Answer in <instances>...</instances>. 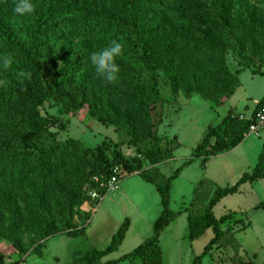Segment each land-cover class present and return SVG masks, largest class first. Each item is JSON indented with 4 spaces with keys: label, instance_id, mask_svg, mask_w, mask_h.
<instances>
[{
    "label": "trees",
    "instance_id": "trees-1",
    "mask_svg": "<svg viewBox=\"0 0 264 264\" xmlns=\"http://www.w3.org/2000/svg\"><path fill=\"white\" fill-rule=\"evenodd\" d=\"M97 1L107 6L112 15L100 16L93 10L91 14H86L84 26L82 21L77 23L75 33L80 32L86 37H122L124 51L117 63L121 71L114 84L105 83L101 78H89L82 84L73 85L66 77L58 80L42 77L39 59L44 53V43L40 39V25L49 15L46 0H32L36 10L25 17L13 13L14 0H0V24L5 27L6 34H10L0 44V50L7 52L10 48L13 58L11 79L8 80L10 95L0 99V239L8 241L22 257L34 243L56 234L74 236L81 232L82 227H72L71 218L73 209L84 198L78 191L65 194L55 178L71 176L77 168L82 170L90 166L86 190L103 196L105 191L99 184L109 178L116 166L122 176L136 173L143 181L152 184L158 194L160 212L151 225V234L120 258L99 262L101 257L113 252L123 239L127 228V221L124 220L103 249L86 251L71 264H115L125 259L138 264H161L158 235L173 216L168 209L171 181L194 158H200L203 168L211 156L235 147L243 139L253 112L264 104V96L256 102L249 118L239 119L227 114L219 124L208 125L188 157L166 177L160 175L156 167L142 168L140 156L151 165L169 160L172 150L178 147L175 137H159L155 130L147 128L144 134L151 142L136 149L137 156L125 158L117 151L109 152L103 142L89 148L72 138L56 140L54 133L47 130L38 109L47 99L52 100L62 114L74 115L85 105L87 116L92 120L104 127L114 125L116 130L133 136V123L128 112L149 119L155 104L163 98H172L178 90L185 98L189 97V91H194L214 106L227 99L232 90L214 89L211 69L218 77L235 79L234 87L237 86L236 76L244 69L252 74L263 73L240 61L242 55L235 39L222 42L213 33L216 27L226 24L228 7L220 6L228 0H210L214 15L204 10V3L197 8L176 3L169 17L162 13V0ZM98 26L102 28L96 30ZM226 49L235 58L236 68L232 73L222 64ZM253 53L264 58V49H256ZM125 60L135 70L127 67ZM138 65L145 73H140ZM20 70L32 74L31 79L22 85L16 77ZM218 91L222 93L221 97ZM258 179H264V142L251 172L243 173L230 187L214 189L201 210L197 206V194L202 184L198 183L188 208L182 210L187 212V238L193 240L206 229L211 231L212 236L191 264H200L201 257L211 245H223L227 241L224 236L229 228L226 226L222 231L221 225L226 224L231 214L215 219L211 213L214 204L223 195L233 192L240 183ZM36 188L51 197L58 193L63 196L52 218L32 209L31 199ZM24 235L29 237L28 242L23 241ZM0 264H4L1 253Z\"/></svg>",
    "mask_w": 264,
    "mask_h": 264
},
{
    "label": "rangeland",
    "instance_id": "rangeland-1",
    "mask_svg": "<svg viewBox=\"0 0 264 264\" xmlns=\"http://www.w3.org/2000/svg\"><path fill=\"white\" fill-rule=\"evenodd\" d=\"M46 2L49 15L40 25V39L44 43V53L39 59L42 77L54 80L66 77L73 85L82 84L89 78H99L90 63V54L107 47L113 40L122 43V37H86L80 32L75 33V30L80 21L84 26L86 14H91L93 10L104 17L112 15V11L97 0ZM176 3L194 8L204 3L205 6L201 5L204 10L214 15L210 0H162V13L169 17ZM225 6L228 7L224 21L226 24L216 27L213 33L222 42L235 39L242 55L240 61L263 73L251 76L249 70L241 72L238 76L241 88L225 102V106L217 110L221 117L223 110L232 106V116L237 118L236 113L247 114L252 109L253 102L264 92V58L253 53L256 49H264V0H228L220 7ZM216 17L220 18L218 15ZM220 22L222 23L221 20ZM101 28L102 26H98L96 30ZM6 32L5 27L0 24V44L10 35ZM17 39L20 40L19 37ZM4 55L11 57L12 66L10 48L7 52L0 50V56ZM120 57L116 58L117 63ZM234 59L228 49L224 50L222 64L230 73L236 68ZM125 62L127 67L135 70L128 60ZM11 66L4 69L0 65V80L7 82L5 87H0V99L10 95L8 80L11 79ZM220 67L219 65L221 70ZM138 70L141 74L145 73L140 65ZM210 75L214 89H231L233 93L235 79L218 77L212 69ZM188 89L191 90L190 87ZM218 94L222 96L219 91ZM248 96L251 98L246 99ZM209 103L212 102L203 100L194 91H189V97L185 98L178 90L172 98H163L155 104L149 113V119L128 112L133 123V136L116 130L114 125L104 127L92 120L87 116L85 105L74 115L62 114L58 106L47 99L38 111L47 125V130L54 133L56 140L72 138L89 148L103 142L109 152L117 151L125 158L137 156L136 149L151 142L144 134L147 128L155 130L159 137H175L178 147L172 150L169 160L151 165L147 159L140 156L142 168L156 167V171L166 177L188 157L202 138L206 127L215 125L220 120L215 119L213 112L209 110ZM263 142L264 131L258 135L249 134L235 147L211 156L203 168L200 166V158H194L182 167L170 183L168 209L173 216L158 235L161 264H191L192 259L201 254L212 233L207 229L202 235L188 240L185 220L187 214L180 210L188 208L198 183L202 184L197 194V206L201 210L214 189L230 187L243 173H250ZM89 170L90 166L82 170L77 168L71 176L61 175L55 178L65 194L78 191L84 198L80 205L73 209L71 218L72 227H82L81 232L74 236L56 234L34 243L22 257L14 251L8 241L0 239V253L4 264H11L20 259L23 260L18 264H71L86 251L103 249L124 220L127 221V228L123 239L113 252L101 257L99 262L120 258L150 236L151 225L160 212L159 196L153 185L143 181L136 173L122 176L116 188L105 192L95 207L86 190L89 185ZM8 181L9 179L6 180ZM62 201L63 196H59V193L51 197L36 188L31 207L52 218ZM211 213L215 219L231 214L226 224L221 225L222 231L226 226L229 228L224 236L227 241L223 245L213 244L207 248L200 264H264V179L240 183L233 192L219 198ZM234 220L236 223H233ZM23 241L28 242L29 237L24 235ZM115 264L138 263L125 259Z\"/></svg>",
    "mask_w": 264,
    "mask_h": 264
},
{
    "label": "clouds",
    "instance_id": "clouds-1",
    "mask_svg": "<svg viewBox=\"0 0 264 264\" xmlns=\"http://www.w3.org/2000/svg\"><path fill=\"white\" fill-rule=\"evenodd\" d=\"M36 10L32 0H14L13 13L20 17L31 16ZM124 51V46L119 41L113 40L110 45L102 50L92 52L89 56L91 65L94 68L96 75L103 79L105 83L114 84L118 81V76L121 71L116 58L121 56ZM11 57L4 55L0 56V65L4 69L11 66ZM31 72L20 70L16 73L18 83L24 84L26 80L31 79ZM6 81L0 80V87H5Z\"/></svg>",
    "mask_w": 264,
    "mask_h": 264
},
{
    "label": "built area",
    "instance_id": "built-area-1",
    "mask_svg": "<svg viewBox=\"0 0 264 264\" xmlns=\"http://www.w3.org/2000/svg\"><path fill=\"white\" fill-rule=\"evenodd\" d=\"M238 118L240 119L242 117L238 116ZM262 131H264V104L253 113L251 122L245 134L258 135ZM121 177V171L115 166L112 168L109 178L104 183L101 182L99 186L103 188L105 192L112 191L116 188V184ZM93 181L98 182L96 178H93ZM87 195L95 207L102 198V196L96 191H89Z\"/></svg>",
    "mask_w": 264,
    "mask_h": 264
},
{
    "label": "crops",
    "instance_id": "crops-1",
    "mask_svg": "<svg viewBox=\"0 0 264 264\" xmlns=\"http://www.w3.org/2000/svg\"><path fill=\"white\" fill-rule=\"evenodd\" d=\"M243 71H248V70H242L241 72L243 73ZM240 72V73H241ZM250 74H251V76H253V75H257V74H252L250 71H248ZM239 73V74H240ZM239 74L236 76V79H237V86L235 87V89H234V91H233V93L227 98V99H225L220 105H218V106H214L212 103L209 105V110H211L212 112H213V114H214V117H215V119H218V118H220V120L218 121V123H216L215 125H217V124H219L220 123V121H221V119L222 118H224L227 114H229L230 116H232V114H234V112H233V110L232 109H234L232 106H229V108L228 109H226V110H223V115L221 116V117H219V114L217 113V110H219L218 108H220L221 106H223L224 104H225V102H227L232 96H233V94H234V92L236 91V90H238L239 88H241V84H240V82H239V78H238V76H239ZM264 96V92L261 94V96L257 99V100H255L253 103H254V105L256 104V102L260 99V98H262ZM250 99L251 97L250 96H248V97H246V99ZM254 105H253V107H254ZM225 106V105H224ZM253 107H252V109L247 113V114H243V113H236L235 115H237L238 114V116H241V117H244V118H249L250 116H251V114H252V112H253ZM254 113V112H253ZM215 125H211V126H215ZM247 135H249V134H244V136H243V138L244 137H246ZM164 136V135H163ZM242 141V140H241ZM240 141V142H241ZM239 142V143H240ZM184 208H182L180 211L181 212H183L182 210H183ZM179 213V212H178ZM183 213H186L187 214V212H183ZM185 220H186V225H187V215H186V217H185ZM167 226V225H166ZM165 227V226H164ZM207 230V229H206ZM206 230H204L203 232H202V234L206 231ZM201 234V235H202Z\"/></svg>",
    "mask_w": 264,
    "mask_h": 264
}]
</instances>
